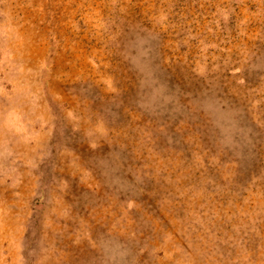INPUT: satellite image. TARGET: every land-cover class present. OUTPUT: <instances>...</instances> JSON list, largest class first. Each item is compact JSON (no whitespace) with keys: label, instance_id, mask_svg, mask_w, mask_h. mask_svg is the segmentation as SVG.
<instances>
[{"label":"rangeland","instance_id":"1","mask_svg":"<svg viewBox=\"0 0 264 264\" xmlns=\"http://www.w3.org/2000/svg\"><path fill=\"white\" fill-rule=\"evenodd\" d=\"M0 264H264V0H0Z\"/></svg>","mask_w":264,"mask_h":264}]
</instances>
